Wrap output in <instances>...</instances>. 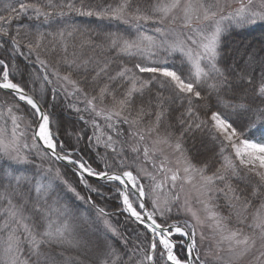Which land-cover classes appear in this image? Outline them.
I'll use <instances>...</instances> for the list:
<instances>
[{
  "label": "snow or ice",
  "instance_id": "1",
  "mask_svg": "<svg viewBox=\"0 0 264 264\" xmlns=\"http://www.w3.org/2000/svg\"><path fill=\"white\" fill-rule=\"evenodd\" d=\"M257 25L264 0H0V264H264V44L223 40Z\"/></svg>",
  "mask_w": 264,
  "mask_h": 264
},
{
  "label": "trees",
  "instance_id": "2",
  "mask_svg": "<svg viewBox=\"0 0 264 264\" xmlns=\"http://www.w3.org/2000/svg\"><path fill=\"white\" fill-rule=\"evenodd\" d=\"M223 40L225 47L229 50L239 48L241 45L255 46L259 49L261 44H264V25H257L247 30L225 33Z\"/></svg>",
  "mask_w": 264,
  "mask_h": 264
},
{
  "label": "rangeland",
  "instance_id": "3",
  "mask_svg": "<svg viewBox=\"0 0 264 264\" xmlns=\"http://www.w3.org/2000/svg\"><path fill=\"white\" fill-rule=\"evenodd\" d=\"M109 207H110V205H109Z\"/></svg>",
  "mask_w": 264,
  "mask_h": 264
}]
</instances>
